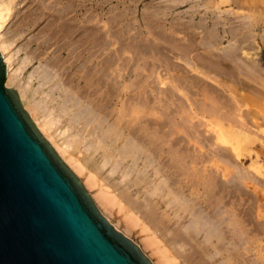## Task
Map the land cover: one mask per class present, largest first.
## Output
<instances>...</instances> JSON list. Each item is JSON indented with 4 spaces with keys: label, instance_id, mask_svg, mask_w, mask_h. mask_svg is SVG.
<instances>
[{
    "label": "bare ground",
    "instance_id": "1",
    "mask_svg": "<svg viewBox=\"0 0 264 264\" xmlns=\"http://www.w3.org/2000/svg\"><path fill=\"white\" fill-rule=\"evenodd\" d=\"M25 1L27 2L25 10L20 11L17 9L19 0H0V56L5 68V88L13 86L16 89L17 93L12 90L16 94L20 107L26 109L29 115L25 110L24 112L29 120H33L38 130L49 140L51 145L42 137L31 121L35 130L55 153L52 148L54 147L70 169L55 153L59 160L74 176L78 174L85 177L84 186L87 189H94L96 192L93 197L96 205H101L100 208L103 207V212L106 209L105 212L114 210L117 214H121L127 229L139 230L143 235L145 249H149L151 256L153 255L155 258L153 264L195 263L192 258L196 248L192 251L189 243L191 239L200 234L201 241L204 242L202 253L210 254L212 251L211 256L207 255V257L215 258L220 254L223 256L222 260L225 261L234 255L235 264H256L253 262L256 258L253 261H249L247 257L243 258V254L245 256L250 254L254 258L255 250L251 245L247 247V240L244 239L245 237L243 238L244 229H242L236 201L235 206L229 210L230 208L227 209L224 206L222 197L226 185L230 184L237 191L239 190V181L241 183L253 180L248 173L249 169L237 166V175L231 177L233 180L231 178L229 180L228 177H225L224 170H219L215 166L214 174H210L208 169L205 170L207 166L200 163L199 166L201 165L205 173L208 172L210 175L204 176L201 173V177L193 176L198 164L193 159L194 153L192 154L190 141L179 137L177 122L173 114L179 110L183 112L186 108L192 109L197 104V100L189 99L185 101L186 103L178 100L176 108L173 109L174 112L172 110L166 112L167 105L166 109L163 107V112H166L164 114L166 116L163 117L160 113L162 106L160 100L157 99V101L151 102L154 112L148 116L142 115V110L144 111V108L148 107L150 100L144 97L145 87L139 71L136 72L135 69L128 68V65L124 63L120 68L123 73L119 76L121 80L118 83H113L108 72L112 62L108 59L106 60L108 62H100L99 66L96 62L98 58L94 56V49L99 41L101 42L98 31L94 25L84 27L79 21V0H71L70 5H66L67 2L64 3V0H55L53 3H48L49 0ZM67 12L73 13V17L67 18ZM9 21L11 26L5 34L3 29ZM33 29L36 31V35H33L34 37L30 38L25 46L35 45V53L30 58L27 56L28 63L22 60L24 62H20L15 70L11 69L13 57L19 52L18 50L14 51L12 47L16 42L25 40L23 35ZM234 33L235 35L232 34L229 39L231 41H228V46L224 48H220L222 37L217 36L218 33L212 35L205 32L201 37H196L193 33H186L184 40H177L161 34L157 36L165 45H162L164 49L160 50V48L158 52L166 61V71L172 73L171 79L175 82L183 81L185 86L193 89L196 95H200L204 101L208 102L207 107L223 108L227 112L238 108L241 94L239 93V95L237 92H242L243 98L250 97L264 104L263 52L259 51L261 48L255 44V41H249L242 35H240L241 38L238 35V38L237 33ZM39 39L40 41L37 42ZM106 44L109 42L107 41ZM262 44L264 47V42ZM164 50L165 52L162 53ZM196 50H199V53ZM166 51L170 55H175V59L182 64L174 63ZM48 54L52 57L46 64L47 67L37 72L36 76L42 82L41 84L48 85L49 89L47 88V93L39 92L45 96L36 101L34 99V95L37 94L36 89H28L20 84L18 73H21L25 66L32 61L39 60L41 56ZM111 54L109 51L107 57L111 58ZM54 68L58 69L59 76L64 80L62 83V86L65 85L64 87L59 81L54 82V75L58 77V74L52 75L50 71ZM101 68L103 70H100ZM82 70L84 76L80 74ZM187 71L195 72L197 75L189 77L186 75ZM132 86L136 87L135 93L131 92ZM53 92L58 94L57 98H54ZM101 94L109 97V101L106 99L103 102ZM167 95L169 98L174 97L170 93ZM114 99L119 102L121 108L115 122L104 128L103 123H105L106 117H109V111L106 113L107 104H110ZM82 100H85L90 106L81 104ZM199 107L198 109L202 110ZM136 112L139 113L136 114ZM99 113L104 114L103 117H98ZM256 116L248 121L247 115L248 122L244 120V123L236 125L235 131L241 133L240 137L243 140L248 139L249 135L263 127L264 115ZM62 120L67 125V130H65L67 132L76 128L75 125L81 121H83L84 127L80 130L77 128L75 135H69V139H66L62 144H57L54 128ZM117 143L120 146L116 148ZM81 145L85 147L83 152L79 148ZM110 147L114 149L111 151ZM96 153L102 155L99 163L93 157ZM79 155L81 157H78ZM227 155L228 153L226 154L222 150L214 153L215 158L224 163L230 161ZM255 156L260 160L264 155L255 154ZM126 160L129 161V166L123 164ZM139 162L142 165L141 168L138 167ZM231 163L233 166V162ZM106 165H110V175L103 176L102 170ZM200 168H198V172H201ZM249 168L253 169L254 173L261 175L260 161L254 162L251 158ZM118 172L120 183H116L117 181L115 182L111 177ZM131 175H135V180L146 185L145 192L139 198H135V196L133 198V192L130 191L132 186L123 184ZM79 182L81 183L80 180ZM81 185L83 186L82 183ZM84 186L83 188L87 192ZM88 195L91 198L89 193ZM91 200L94 203L92 198ZM160 205L172 212V218L164 220L157 214V208ZM185 215L188 217V221L181 224L179 219ZM106 217H104L106 221L115 230L126 236V233L120 231ZM171 221H173L172 224H170ZM258 230L256 224L251 229L249 228L250 232ZM126 231L128 232V230ZM187 247H190V250H187ZM138 248L140 249L139 246ZM140 251L142 252L141 249ZM197 262L199 261L197 260Z\"/></svg>",
    "mask_w": 264,
    "mask_h": 264
},
{
    "label": "rangeland",
    "instance_id": "2",
    "mask_svg": "<svg viewBox=\"0 0 264 264\" xmlns=\"http://www.w3.org/2000/svg\"><path fill=\"white\" fill-rule=\"evenodd\" d=\"M53 1L55 0H49L48 3H53ZM65 2H67L68 4ZM70 2L71 0H64V3L66 5H70ZM26 3L27 2H24V0H21L20 3L19 0L17 9L20 11H24ZM79 4L80 11L78 15L80 14L79 21L80 23H82L81 25L84 27H89L91 26V24L94 25L101 38V42L99 41L98 43L99 46L97 45L94 49V56L95 58H98L96 59V62H98L99 66L102 62H108L106 61L108 59L110 62H112L111 67H109L108 69V72L110 77H112L114 81L113 83H118L121 80L119 79V76L123 75V73L120 68L124 63L128 65V68L135 69L136 72L139 71L138 73H140L144 82L143 86L145 87L144 97L150 100V104L148 105V107L144 108V111L142 110V115L148 116V114L154 112L152 111L153 109L151 102L157 101V99L160 100L159 102L162 106V112L160 111V113L163 117L166 116H164L166 112H169L171 110L174 112L173 109L176 108L178 100L179 102L183 101V103H186L185 101L189 99L193 101L197 100V104H195L192 109L189 110V108H186L183 110V112L182 110H179V112H175L173 114V116L175 117L174 119L177 122L179 137L185 138L187 141H190L189 143L191 144L190 147L192 148V154L194 153V156L192 155L193 159L195 160V162L197 161V169L195 170V173H193V176L195 178H198L196 177L197 175L201 177V173L204 176L210 175L211 173L214 174L215 166L218 167L219 170H224L223 172L226 175L225 177H228L229 180L231 177L237 175V166L240 165L243 168L249 169L248 173L249 175H251V178L253 179L252 181L256 182L254 183L251 180H248L249 182L242 181L240 183L239 181V190L237 191L234 189V187L228 184L223 190L222 197L224 206L227 209L230 208L229 210H231V208L235 206L234 203L236 201V207L239 209V216L241 217L239 218L242 223V229H244L243 238L245 237L244 239L247 240V247L248 245H251V247H253V249L255 250L254 258L250 254H247L246 256L243 254V258L247 257L249 261H253L256 258L253 262H255L256 264H264V156H262L260 160H258L255 156V154L264 155V125L261 129L254 132L252 135H249L248 139L245 138L246 140H243L240 137L241 133L235 131L240 123H244V120L245 122H248L253 117H257L256 115H264V104L262 102L261 104L260 101H257L250 97L243 98L241 95L244 94L242 92H237V94L240 93L241 95H236L239 96V98L241 97L242 100H240L237 109L235 108L234 110H231L229 112H227L223 108H219V110L217 109V107H213V109H216L213 110L211 106H208V109V102L204 101L203 97H201L200 95H196L193 89L185 86V83H183V81H178V83L171 79L172 73H168L166 71V61L164 60L160 52H158V49L161 48L160 50H163V47L165 45L157 37L161 34L171 36L173 38H176L177 40H184V34L186 33H193L196 37H201L205 32L212 35L213 33L215 35L218 33L217 36L219 35V37H222V44H220V48H224L228 46V43L231 41L229 39L232 37V34L235 35L234 32H236V36L238 38L240 35H242V37L244 36L249 41H255V44H258L259 48H261L259 51L263 52L262 54L264 55V47L262 44V42H264V0H79ZM66 16H68L67 18H72L73 13L67 12ZM10 26L11 23L9 21L3 29L4 32H2L6 34ZM33 35H36V31H34V29L31 32H27L23 35V38H25V40H23L22 42H16L12 47L14 51L18 50L19 52L13 57L11 69L15 70L16 66L20 64V62H27V59L32 57L31 55L35 53V45H32L30 47L25 46L27 41L30 38L34 37ZM248 36L249 38H247ZM102 40L105 42H103ZM39 41L40 39L37 42ZM107 41L109 42V44H106ZM147 50L150 52H148ZM109 51L112 53L111 58L107 57V53ZM197 51L199 53V50H196V52ZM163 52H165V50L162 51V53ZM168 55L170 59L174 61V63L182 64L179 60L175 59V55ZM51 57L52 55L50 54L43 55L39 58V60L32 61L31 63L26 65L21 73H18L20 84L27 87L28 89H36L35 91H37V94L34 95V99L36 101H39L40 98H43L45 96V94L43 95L40 93H42L43 91L44 93H47L46 91H48L47 88L49 87L48 85L43 86V84H41L42 82L37 78L36 73L39 72L42 68L47 67L46 64L51 59ZM54 70H50L52 75L54 73L58 74V77L54 75V82L59 81L62 86L64 80H62L59 76L58 69L54 68ZM100 70H103V68H101ZM83 73L84 71L82 70V72L80 73L81 76H84ZM186 75L192 77L196 76L197 74L195 72L187 71ZM205 81L209 80L205 79ZM209 83L212 82L209 81ZM9 88L16 91L13 86ZM131 89L130 90L132 93L136 92L135 86L134 88L132 86ZM189 90L191 91L189 92ZM53 93L54 98H57L58 94L55 92ZM169 93L173 94L174 97L169 98L167 95ZM103 95L105 94H101V99L103 98L104 100L102 101L105 102L106 99L107 101H109V97H107L106 95L103 97ZM81 104H84L85 106L88 105L85 100H82ZM200 105H202V107H199ZM196 106L197 108H195ZM163 107L165 109L167 107L166 112H163ZM198 107L202 110H199ZM120 108V104L116 99L111 101L110 104H107L106 113H108L109 111V117H106L105 123H103L104 128L107 127L108 124L110 125L115 122ZM23 109L26 111L24 107ZM26 113L28 114L27 111ZM137 113L139 112H136V114ZM246 114L248 115V118ZM52 115L50 116L51 118L53 117ZM103 115L104 114H100L98 115V117H103ZM246 118L248 119V121L246 120ZM31 121L33 122L32 119ZM33 124L35 125L34 122ZM83 125L84 123L83 121H81L79 124L75 125L76 128L71 129L67 132L65 131L67 130V125L65 124V121L62 120V122L57 124V126L54 128L56 130V132L54 133L56 143L62 144L66 139H69L70 136L75 135L77 130L83 128ZM35 127L37 128L36 125ZM39 133L50 144L49 140L45 138L40 131ZM118 146H120L119 143H117L115 147L117 148ZM52 148L58 155V157L62 160L61 156L54 149V147ZM79 148L83 152L85 147L84 145H81ZM113 149L114 148L112 147L109 148V150L111 151ZM219 150L224 151L226 154L228 153L227 156H229V163H224L218 158H215L214 153H217V151ZM78 157H81V155H79ZM93 157L95 158L97 163H99L102 159V155L99 153L94 154ZM251 158H253L254 162L258 163V161H260V164L262 166L261 175L254 173L252 171L253 169L249 168ZM231 162H233V166ZM200 163L201 165L205 164L207 166L205 170L208 169L207 171L210 174H208V172H206L207 174L205 173V170L202 168V166H199ZM123 164L126 166L130 165L128 160L124 161ZM65 165L69 168L66 163ZM198 166L201 167L199 169L201 172H198ZM138 167H142L140 162L138 163ZM110 169V165H106V167H104L102 170L103 176H107L108 174L110 175ZM75 176L81 181L84 186L85 177L78 174H75ZM111 177L113 180H115V182L117 181L116 183H120L121 179L119 172L118 174H114ZM129 179H127L123 184L126 186H132L130 188V191L133 192V198L134 196L135 198H139L143 194V192H145L144 190H146V185L141 181H139V183L137 180H135V175H131ZM231 179L233 180V178ZM85 189L94 201L93 197L96 193L95 190L87 189L86 187ZM94 203L96 205L95 201ZM100 206L98 205L97 208L99 209V211H102L103 207H101V209ZM105 210L104 212L100 211L102 215L107 216L106 218H108L120 231L126 233V236L140 247L142 252L153 264L155 262V258L153 255L151 256L149 249H145L143 245V235L140 234L139 230L131 228H129L131 230L127 229V226H125L126 224L124 223L125 221L123 222L124 219L121 218V214H117V212L114 210L111 212H109V210L108 212H105ZM157 214L163 217L164 220L172 218L173 216L172 212L168 211L161 205L157 208ZM179 221L181 224H185L188 221V217L185 215L184 217L180 218ZM172 223L173 221H171L170 224ZM255 224L257 225L259 230L250 232L249 228L251 229ZM126 230H128V232ZM201 239L202 237L200 234L198 235V237L191 239L189 243V245H191L192 247V251L194 248H196L194 250L195 254L192 258V260L195 262L193 264H200L201 262H204L201 264H235L234 260L236 258H233L234 255L230 257L231 259L224 261L222 260L223 256L220 254L216 255L215 258H209L212 251L210 252V254L202 253L204 242L203 240L201 241ZM186 249L190 250V247H187ZM207 255L210 256L207 257ZM197 260L199 262H197Z\"/></svg>",
    "mask_w": 264,
    "mask_h": 264
},
{
    "label": "water",
    "instance_id": "3",
    "mask_svg": "<svg viewBox=\"0 0 264 264\" xmlns=\"http://www.w3.org/2000/svg\"><path fill=\"white\" fill-rule=\"evenodd\" d=\"M4 75L0 56V264H151L100 214Z\"/></svg>",
    "mask_w": 264,
    "mask_h": 264
}]
</instances>
